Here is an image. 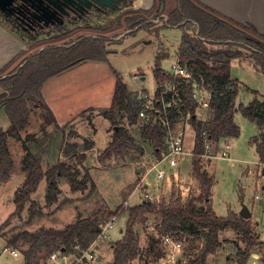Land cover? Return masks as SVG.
Here are the masks:
<instances>
[{
    "label": "trees",
    "instance_id": "trees-1",
    "mask_svg": "<svg viewBox=\"0 0 264 264\" xmlns=\"http://www.w3.org/2000/svg\"><path fill=\"white\" fill-rule=\"evenodd\" d=\"M164 7L165 0H154L153 7L134 11V14L124 19L126 30L133 35L145 26L158 35L163 28L180 29L176 58L180 64L186 65L191 77L187 82L181 78L173 79L160 66L161 59L167 53L162 51L156 56L152 69L156 82L155 107H161L159 99L166 81L175 84V96L179 101L177 106L167 108L157 115L155 121L147 123L138 116L142 101L137 98V92L130 91L116 74L111 103L101 111L111 125V139L101 151L98 160L104 162L113 156L124 157L131 151L138 154L144 152L143 145L129 132L127 124H140L138 134L152 147L156 158L161 157L165 149V127L161 120L167 118L175 129L185 128L188 124L195 134L192 172L198 181L199 193L182 197L180 192H176L167 200L161 199L155 203L145 200L127 207L126 227L122 237L112 244L113 260L107 264H123L126 259L137 257L156 263L164 254L159 240L164 234L185 238L182 254L186 259L173 264H206L207 256L214 254L220 247L223 241L220 233L224 230H232L236 234L238 241L235 242V261L237 264H246L253 250L263 246L264 242L250 217H242L231 209L224 216L216 214L211 204L213 179L202 164L201 157L206 153V141L216 143L223 138L239 135L240 127L234 121V113L239 110L244 117L256 124L258 134L255 148L259 158H264V98H259L257 91L253 90V98L236 107L240 86L231 76V60L241 59L243 56L250 58L254 66L264 70V33L258 32L251 24L239 23L223 16L198 0H175L174 7L166 14H163ZM153 9L156 11L153 15L145 16L151 14ZM156 20L160 24H155ZM107 40L105 36L84 35L63 45L40 48L24 56L11 72L1 76L0 101L10 124L6 129H0V183L10 176L12 158L7 142L9 137L21 142L25 151L22 167L26 170L22 184L14 192L15 209L4 220L3 225L22 211L42 178L47 179L45 199L49 205L56 200L59 178L68 181L73 190L85 187L84 181L90 178L88 171H85L83 178L78 179L79 170L63 160L43 169L40 157L29 146V141H36L34 134L26 133L23 136L21 132L29 123L30 104L41 109L45 123H52L56 129H60L41 94L43 82L81 61L107 60ZM194 91L198 94L197 98L193 96ZM203 96L209 103V115L204 119L198 118L196 114L201 106L199 100ZM170 98V95H166L167 100ZM93 143V140L86 138L83 144L63 142L61 152L64 156L73 153L79 160ZM133 188L134 186L129 187V193ZM30 202L31 206H35L33 200ZM124 211L121 206L118 210L108 211L104 215L95 212L87 217H78L62 228L39 227L34 231L23 230L13 235L7 244L17 248V242L21 241L26 246L19 249L22 264H49L48 257L51 252L68 250L76 243L82 248L89 246L99 235L102 224L113 215ZM147 214L154 215L159 235H150L140 242L133 226L144 221Z\"/></svg>",
    "mask_w": 264,
    "mask_h": 264
},
{
    "label": "rangeland",
    "instance_id": "rangeland-1",
    "mask_svg": "<svg viewBox=\"0 0 264 264\" xmlns=\"http://www.w3.org/2000/svg\"><path fill=\"white\" fill-rule=\"evenodd\" d=\"M120 1L114 8L105 7L101 12H94L91 9L84 13L82 19H75L65 25L59 23L56 26H46L34 33L14 26L0 12V18L5 19L8 25L15 28L27 42L28 47L24 56L46 46L66 44L84 35L108 38L107 60L104 62L84 61L80 69H78L79 63L75 64L64 70V73L61 72L50 78L44 86L47 99H52L56 94H63L58 80L64 82L69 88H74L77 85L83 86L84 83L85 87L80 91V95L71 97L85 102L86 106L66 123L59 124L60 129H56L52 123L43 121L39 107L30 104L29 123L21 132L23 136L26 133L34 134L36 141H29V146L40 157L43 169L63 160L79 170L78 179L83 178L85 171H88L90 178L84 181L85 187L83 189L77 190L71 189L68 181L59 178L57 183L59 191L56 194V200L50 205L46 204L45 199L47 179L42 178L36 190L31 193V199L26 201L22 211L13 215L8 223L3 225L4 220L15 209L14 192L26 176V170L22 167L25 151L20 141L9 137L7 142L12 158L10 176L0 183L1 243H8L13 235L23 230L34 231L39 227L62 228L78 217H87L95 212L104 215L106 212L118 210L122 206L125 211L115 214L117 218L113 228L108 232V236H97L90 243L95 256L101 257L98 264H107L113 260L112 244L122 237L126 227L127 207L130 208L145 200L152 202L150 195L152 198L157 196L156 198L159 200H167L173 193L180 192L179 185L181 183L191 188V191L188 188L187 195L198 194L195 188L196 184L190 185L188 183L194 176L193 172L192 176H185L191 172L192 158L190 155L186 156L180 164L186 181H180V183L174 181L169 184L165 183L164 179H157L155 171L145 174L151 165L153 153L152 147L143 141L138 134L139 123L126 124L129 132L143 145L144 152L142 154L131 151L124 157L113 156L104 162L98 160L101 151L111 139V125L101 114L104 109L100 111L98 109L109 107L108 95L113 93L116 78L114 71L122 78L130 91L135 93L143 89L148 94H153L156 82L152 69L156 56L162 51L167 53L161 59L160 66L165 71L169 70L171 63L176 60V51L181 35V30L175 27L163 28L156 35L145 26L135 34H129L124 19L140 8L133 7L131 0ZM174 5L175 0H165L163 14H166ZM155 12L153 9L151 14H145V16L150 17ZM155 24L160 23L156 20ZM19 61L1 72L0 78L3 74L11 72ZM231 76L234 79L237 78L240 84L236 98L239 104L248 103L254 96L253 90L257 91L259 98H264V71L254 66L250 58L243 56L241 59L231 60ZM246 87L248 89H245ZM234 121L240 127L239 136L235 139L221 140L220 146L209 148L206 153L212 157L209 155L201 157L202 164H208V169H205L208 173L210 171L213 174L215 180L212 187L211 203L216 214L222 216L227 214L228 209L239 213L242 205H246L249 210H252L251 221L254 223L259 237L264 241V158L258 160L255 148L258 128L239 110L234 113ZM9 124L6 112L0 108V129H6ZM186 125L188 126V124ZM189 136L191 139L194 138L193 130L191 134L187 133V137ZM84 138L93 140L94 143L91 148L84 151L82 158L78 160L73 153L65 156L62 154L63 142L83 144ZM225 142L231 144L229 158L215 157L214 155L217 156L220 147ZM173 178L172 176L170 181ZM130 186H134V188L129 193ZM127 194L128 196L125 197ZM31 200L35 202V206H31ZM133 229L140 242L145 241L150 235H159L156 219L152 214H147L144 221L135 223ZM220 237L227 242H223V248L215 258L211 255L208 256L206 264H237L235 261L236 234L232 230H224L220 233ZM21 243V241L17 242L18 249L26 247ZM239 244L243 246V243L240 242ZM163 251V256L156 263L147 262L137 257L126 259L123 264H172L178 260L186 259L184 254L180 252L175 253L173 259L168 261L166 251ZM226 256L229 261L226 260ZM1 260L7 264H22V255L12 257L8 253H4ZM252 263L264 264V244L253 250L246 264Z\"/></svg>",
    "mask_w": 264,
    "mask_h": 264
},
{
    "label": "crops",
    "instance_id": "crops-1",
    "mask_svg": "<svg viewBox=\"0 0 264 264\" xmlns=\"http://www.w3.org/2000/svg\"><path fill=\"white\" fill-rule=\"evenodd\" d=\"M198 1L204 5L212 8V9H214L215 11L219 12V14H221L223 16H226V17H228V18H230L236 22H239V23L251 24L256 28V30L258 32L264 33V0H198ZM131 2H132L133 7H137L140 9H148V8H151V6H153L154 0H150V2H149V0H131ZM27 47H28V44L25 41L24 37L18 31H16L15 28L8 25V23L6 22L5 19L0 18V72L3 70L5 71V70L9 69V67H11L13 64L17 63L19 60H21L22 57L24 56V53H25ZM83 62L84 61L79 62V68L78 69L82 68ZM101 62H104V61H101ZM111 69H113V68H111ZM114 74L116 77V74H117L116 71H114ZM55 76H57V75L49 77L48 79H46L43 82V84L41 86V94L43 96L45 103L47 104V106L52 111L57 124L59 125V124L66 123V121L70 120V118H73L76 113H79V111H81L84 108V106H86L85 102L78 101L77 98L71 97L73 95L79 96L80 91L83 89V87H85V84L83 83V86L77 85L74 88H69L66 86V84L64 82L58 80L57 82H58L59 86L62 88L63 94H56L52 99L51 98L47 99V95H45V92H44V88H45L44 86L46 85L47 81L50 78H53ZM141 78L144 79V77H141ZM55 79H57V78H55ZM115 80H116V78H115ZM237 82H238V79H237ZM238 84H239V82H238ZM114 86H115V82H114ZM239 86H240V84H239ZM113 91H114V88H113ZM112 95H113V93L112 94L109 93V95H108V105H110V103H111ZM57 104H58V106H57ZM238 104L239 103L237 100L236 105H238ZM56 107H59V108H56ZM0 108H3V106L1 104H0ZM102 109H105V108L101 107V109H98V111H100ZM196 114H197L198 118L204 119L207 117V115H209L208 108L200 106L197 109ZM187 133H189V134L192 133V127L190 125H188V126L185 125V144H184L185 149L189 153H187L184 156V158L179 162V164L176 167L170 168L168 170V176L165 177V179H164L165 183L170 184L171 182H174V181L177 183H180V181H186V177L192 176L191 175L192 174V165H193L192 164L193 163L192 162L193 161L192 151H193V146H194L195 134H194V138L191 139L190 136L187 137ZM237 137H227V138H223L221 140L226 141V139H235ZM189 155L192 158L191 159V172L189 175H185L186 177L184 178L180 164L183 160H185V157L189 156ZM207 155H208V153H206V155H202V156H207ZM259 159L260 158L258 156V160ZM204 166H205V168L208 169L207 163L204 164ZM209 174H211L210 171H209ZM211 175L210 176L213 179V184L211 186V200H212V187L215 183V180L213 178V174H211ZM172 176L174 178L172 181H170V178ZM178 179H179V181H178ZM188 183H190V185H193V183H195L196 184L195 188L198 191L197 193H199V184H198V181L195 178V176H193L192 179H190V181ZM179 186L189 188V186L182 185V183ZM263 187H264V185H263ZM189 191H191V188H189ZM249 211H250V216H251L252 210H249ZM252 216H253V214H252ZM220 239L223 240L221 242L220 247L218 248V250L214 254H210L214 258L221 252V250L223 248L222 247L223 242H227V240L222 239L221 237H220ZM208 256H207V258H208ZM100 259H101V257L97 256V260H100ZM226 260L229 261L227 259V256H226ZM206 263H207V260H206Z\"/></svg>",
    "mask_w": 264,
    "mask_h": 264
},
{
    "label": "built area",
    "instance_id": "built-area-1",
    "mask_svg": "<svg viewBox=\"0 0 264 264\" xmlns=\"http://www.w3.org/2000/svg\"><path fill=\"white\" fill-rule=\"evenodd\" d=\"M165 73L169 74L173 77V79L181 78L183 81L187 82L191 77L189 70L186 65L180 64L178 59L176 58L170 65L169 70H166ZM156 90V88H155ZM177 94L175 84L171 81H166L163 84V91L161 98L159 99V103L161 107H155V91L153 94H148L145 90H140L137 92V98H139L142 103L141 107L138 111V116L143 119L145 122L155 121L157 115L162 111H166L167 108L172 106H177L179 99L175 96ZM166 95H170V99H166ZM193 96L195 98L198 97L196 91L193 92ZM201 102V106L209 107V103L206 98L199 100ZM162 125L165 127V136H164V144L165 149L162 153V156L156 158L154 155L151 158L150 166L146 170V175L151 171H155V176L157 179L162 180L168 176V170L170 168L176 167L179 162L184 158V156L189 153L185 147V128L179 127L177 129L173 128L167 118L161 120ZM204 134V133H203ZM221 140L216 143L207 142L205 143V150L208 151L209 148H213L214 146H220ZM205 151V152H206ZM230 152V144L225 142L223 146L220 147L219 153L214 155L215 157L221 158H229ZM203 155H206L204 153ZM212 157V155L208 154ZM185 191V192H184ZM188 188L180 187V194L182 197L187 195ZM152 202H158L159 198H152L149 196ZM117 216L113 215L110 219L106 220L102 224V229L99 233V237L108 236V232L113 228L114 222L116 221ZM163 250L166 251V257L169 258L168 261L172 260L175 253L182 252V248L184 246L185 238L182 237H174L170 234H164L160 237ZM4 253H8V255L12 257H16L18 255L21 256V252L18 248L8 245L7 243L0 242V264H7L1 257ZM49 264H98L97 256H95L91 245L82 248L79 244H74L70 249H60L50 253L48 257ZM175 263V262H174ZM171 264V263H170ZM173 264V263H172ZM254 264V263H252Z\"/></svg>",
    "mask_w": 264,
    "mask_h": 264
},
{
    "label": "flooded vegetation",
    "instance_id": "flooded-vegetation-1",
    "mask_svg": "<svg viewBox=\"0 0 264 264\" xmlns=\"http://www.w3.org/2000/svg\"><path fill=\"white\" fill-rule=\"evenodd\" d=\"M110 6L94 0H12L6 9H0L5 18L21 30L35 32L46 26L68 24L82 19L84 13L101 12L103 8H114L120 0H108Z\"/></svg>",
    "mask_w": 264,
    "mask_h": 264
},
{
    "label": "water",
    "instance_id": "water-1",
    "mask_svg": "<svg viewBox=\"0 0 264 264\" xmlns=\"http://www.w3.org/2000/svg\"><path fill=\"white\" fill-rule=\"evenodd\" d=\"M94 1H101L103 4L110 6V2L108 0H94ZM11 3H12V0H0V9L3 10V9H6L7 7L8 9H10L9 5H11ZM239 214L245 218L250 217V211L246 205H242L241 209L239 210Z\"/></svg>",
    "mask_w": 264,
    "mask_h": 264
}]
</instances>
